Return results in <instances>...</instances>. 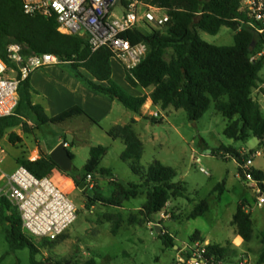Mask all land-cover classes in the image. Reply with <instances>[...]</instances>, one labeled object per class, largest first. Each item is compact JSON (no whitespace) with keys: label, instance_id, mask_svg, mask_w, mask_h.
Wrapping results in <instances>:
<instances>
[{"label":"trees","instance_id":"obj_1","mask_svg":"<svg viewBox=\"0 0 264 264\" xmlns=\"http://www.w3.org/2000/svg\"><path fill=\"white\" fill-rule=\"evenodd\" d=\"M143 1L165 8L171 19L161 30L147 32L135 29L121 34V37L132 45L146 43L148 46L146 58L131 72H126L127 82L133 87L152 88L149 97L154 105L163 110L170 107L184 110L189 121L193 123L202 119L214 105L217 113L229 121L238 117V120L225 130L228 138L244 141L247 133L252 132L260 144L264 145V115L261 105L253 98L254 90L262 83L260 73L264 68V56L252 60L258 46L264 45V35L246 27L241 28L239 21L244 15L241 13L240 0ZM225 27L236 32L233 46L212 45L200 36V32L218 35ZM254 41L256 46L254 51H251L250 47ZM12 43L21 45L25 56L53 54L69 62L76 71L86 70L96 80L88 81L93 90L114 97L126 109L138 116L143 115L142 109L148 96L131 95L113 79L110 49L93 51L87 38L61 34L56 20L26 15L21 0H0V58L5 61H8L7 48ZM169 51H172V54L168 60ZM18 96L15 114L0 119V142L8 136L11 144H17L20 136L15 130L26 120L34 123L35 128L31 129L33 132L45 125L62 124L76 116H85L93 121L80 107H72L53 118L48 117L42 106L32 102L30 78L20 83ZM147 119L153 124L161 123L158 118ZM135 123L133 120L126 126H116L107 134L112 139H121L125 144L126 150L121 158L129 163L132 172L140 178L139 183L119 181L111 170L102 168L101 162L107 155L108 148L101 145L91 149L83 175L66 174L78 187L88 175L93 176L95 186L88 190L94 192V196H88L89 203L93 205L124 208L126 203L145 193L147 200L141 208V215L146 222H153L154 216L166 210L170 200L186 195V188L175 181L178 174L172 167L160 161H155L148 168L140 165L144 145L135 130ZM22 129L28 132L25 127ZM214 154L223 158L235 157L239 164V174L243 175L241 166L244 165L246 156L226 147L215 150ZM71 156L74 159L73 154ZM20 165L40 179L50 175L54 167L60 169L50 155L43 152L41 159L24 160ZM253 174L256 179L264 178L263 171L254 169ZM97 176L111 179L115 187L111 198H104L97 190ZM223 190L222 184L215 188V191L220 193H223ZM3 204L9 205V201L4 197L0 198V208ZM246 206L244 203L238 206L232 225L235 233L241 236L246 244H250L255 240L254 223L251 214L245 211ZM208 211L207 201H202L195 207L191 218L201 217ZM11 221L12 227L7 233L11 248L29 249L32 264H48L37 261L39 249L32 241L33 237L24 233L21 217H15ZM132 221H135V218ZM118 228L119 223L113 227L114 234H117ZM162 230L160 238L167 247L173 248L176 245L174 239L164 228ZM197 239L198 234L191 237V241ZM261 244L263 253L258 264H264V231L261 233ZM209 252L210 256L224 262L234 256L237 250L233 249L230 243L211 244ZM82 264L98 262L91 258Z\"/></svg>","mask_w":264,"mask_h":264},{"label":"rangeland","instance_id":"obj_2","mask_svg":"<svg viewBox=\"0 0 264 264\" xmlns=\"http://www.w3.org/2000/svg\"><path fill=\"white\" fill-rule=\"evenodd\" d=\"M121 10L118 9L119 13ZM167 13L169 14L168 10ZM141 30L151 32L155 29L144 26ZM235 34V31L226 27L215 36L200 32L204 41L216 46H233ZM171 54L172 51H169L168 60ZM261 56H264V45H259L254 54L256 59ZM113 68L117 83L125 88L121 67L113 62ZM260 77L264 80V68ZM262 93L264 87L260 93L254 94L258 103ZM120 106L126 110L123 105ZM142 117L144 121L149 122L150 141L144 140V154L140 165L148 168L155 161H160L172 167L178 174L175 181L186 188V195L170 200L163 211L169 218L162 219L160 213L154 216L153 222H146L141 210L136 209L142 208L145 204L147 200L145 193L138 199L126 203L124 209L105 207L102 204L93 205L88 201V196H94L93 191L88 193L81 191L74 182L65 178L59 171H55L51 178L56 180L65 192L73 190L69 198L77 208V220L56 241L32 238L39 249L37 261L48 264H82L95 258L98 264H176L181 249L191 242V237L195 234H198L199 238L202 235L204 239L213 243L227 244L237 208L242 203L247 205L248 201L254 209L255 235L258 237L248 244L250 247L245 250L244 247L236 249L235 255L225 259L224 264H239L242 259L248 260L247 264H258L263 253L261 233L264 231V204L260 206L257 194L244 179L238 177L239 164L236 158L218 157L214 151L222 147L233 148L242 156H246V160L257 151H261L262 155L254 158V167L264 170V145L260 144L252 132L247 133L244 141L228 138L225 130L238 120V117L229 121L217 113L214 105L197 123L189 121L184 110L174 108L163 111L158 118L160 124H153L146 119L148 118L146 115ZM79 120L85 121V118ZM30 127L35 128L31 125ZM105 127H108V124L103 122L101 125L89 124L86 128L80 129L78 137L82 142L72 134H67L65 127L48 125L36 131L35 139L31 138L30 134L25 133L24 137L19 134L20 141L12 144L13 148L3 140L2 145L7 155L0 156L3 158L0 163L2 170L0 174L11 173L10 169L13 167L16 169L21 161L35 160L33 157L38 151L42 158V152L48 151L54 143L62 139L63 142L68 141L72 145L68 150L75 155L70 175H83V168L90 158L91 149L101 145L108 148V154L102 160L101 167L111 170L119 181L139 183L140 178L132 172L129 163L121 158L126 150L125 144L119 140H112L106 130H103ZM42 148L45 151H42ZM197 159H200V162H197ZM201 168L208 172V175L202 172ZM97 183V190L102 196L111 198L115 189L111 179L97 176ZM219 184L223 186V193L215 191ZM202 201H207L209 211L196 219L191 218L195 207ZM133 218L135 221H132ZM117 223L119 228L117 234H114L113 227ZM157 225L172 236L176 244L173 248L167 247L160 234L155 231ZM239 242L238 239L237 243ZM0 244L1 247L5 244L9 253L6 256L3 254L5 256L3 264H32L30 250L10 251L3 233L0 234Z\"/></svg>","mask_w":264,"mask_h":264},{"label":"built area","instance_id":"obj_3","mask_svg":"<svg viewBox=\"0 0 264 264\" xmlns=\"http://www.w3.org/2000/svg\"><path fill=\"white\" fill-rule=\"evenodd\" d=\"M24 13L29 16H41L54 19L58 31L63 35L85 37L93 51L110 49L112 59L123 65L126 72H131L147 56L146 43L132 45L121 34L128 30L151 26L161 30L171 17L165 8L146 4L143 0H21ZM241 28L255 30L264 35V0H240ZM121 8V13L118 9ZM7 60L0 58V119L15 114L19 102V86L31 73L39 68L69 64L53 54H33L25 56L22 46L12 43L7 48ZM261 55V54H260ZM252 60H257L255 57ZM264 87V86H263ZM159 118V113H152ZM68 146V145H67ZM5 151L0 142V154ZM260 151L248 158L241 166L244 179L257 194L259 204H264V178L256 179L254 158ZM35 160L41 159L37 154ZM200 162V159H197ZM59 171L68 180L73 181L65 172L53 168L50 175L40 179L26 167L18 165L8 176L10 188L1 197H5L18 211L25 234L34 238L51 241L58 239L77 220V208L56 180L53 172ZM201 171L208 175L203 168ZM88 188H94L92 175H88ZM162 219L169 218L161 213ZM209 246L205 241L195 240L186 244L180 251L176 264H224L215 256H210ZM242 259L239 264H247Z\"/></svg>","mask_w":264,"mask_h":264},{"label":"crops","instance_id":"obj_4","mask_svg":"<svg viewBox=\"0 0 264 264\" xmlns=\"http://www.w3.org/2000/svg\"><path fill=\"white\" fill-rule=\"evenodd\" d=\"M113 62H116L121 67L124 73V80H125L124 85H125V88H127V90L124 87L123 88L128 93H130L131 95L137 96V97L148 96L147 103L142 109V114H143L142 116L146 115L148 117H152L151 116L152 113H159V115H162L163 111H170L172 109V107H170L167 110H163L161 107L154 105L153 101L149 97L153 90L152 88L144 89L140 86L139 87L131 86L126 80V70L123 67V65L119 63L118 61L112 59L111 65H112L113 79L115 81H116V78L114 75ZM60 66H64L65 68H59ZM60 66L39 68V69L34 70L31 73L29 78H30V84H31L33 104L42 106V108L44 109V112L50 118H53L72 107H80L86 112V114L93 121H91L89 118L85 116H76L70 120H67L66 122L62 124L48 125V126H55V127L63 126L65 127V132L67 134H72L79 142H82L78 137L79 130L82 128H86L89 124L101 125L103 122H106L108 124V127H105V129L103 130H106V132L108 133L114 127L126 126L134 120L136 121L135 130L140 140L142 141L143 145H144V140L150 141V137L148 136V123H149L148 121H144L142 116H138L126 108H125L126 110H123V108H121L120 106L122 104L116 98L93 90L89 86L88 81L91 80V81L96 82V80L86 70L80 69L79 71H76L70 64H65V65H60ZM263 86H264V80H262V83H260L259 86L254 90L253 92L254 100H256L254 97V94L260 93V90ZM150 89H151V92L148 93ZM259 103L261 105V109L263 113L264 93L261 94ZM160 108L162 110H160ZM129 111L133 113V115ZM81 118L82 119L85 118V121L84 120L80 121L79 119ZM30 125L32 127L35 126L33 122L26 120L25 123L22 126L18 127L15 131L17 132L18 135L20 134L21 137H24V134L26 133V134H30L31 138L35 139L36 131L38 129L34 131L35 133L34 134L31 131L32 128L30 127ZM22 127H25L28 132H25L22 129ZM112 140L122 141L121 139H112ZM4 141H6V143L11 145V147L13 148V145L9 143L8 136L4 138ZM62 142H63L62 139L58 140L56 143H54L53 146H51L48 149V151H45L42 148V151H45L43 153L51 154V152ZM67 145H68V149L72 146L70 143H67ZM125 149H126V146H125ZM69 152L73 154L74 159H75L74 153H72L71 151ZM1 155H7V154H5V151H4L3 153L0 154V156ZM38 155L41 158L39 151H38ZM261 155H262V152L260 151V155L256 157H259ZM2 161H3V158H0V163H2ZM14 169L15 167L10 169L11 173L13 172L12 170ZM254 169L264 172V170L260 168L254 167ZM11 173L3 172L0 174V194L2 193L4 194L6 191L9 190L10 182H9L8 176ZM0 198L2 197L0 196ZM124 208H119V209H124ZM136 209L141 210V208L139 207H137ZM245 211L250 213L252 216V220L254 223V233H255V217H254L255 213H254L253 207L250 205L248 201H247V206L245 207ZM15 217H20L17 209L10 203L9 205L3 204L2 208H0V234L1 233L5 234L6 240H7V233L11 230V227H12L11 219H14ZM257 237L258 236L255 235V239ZM238 239L240 240L239 243H237ZM197 240L205 241L210 245L217 244L207 239H204L202 235ZM226 242L227 244L230 243L232 248L235 250L236 249L239 250L242 247H244V250H245L247 247H250V245L244 242L241 236L235 233L234 226H232L230 236ZM7 243H8V240H7ZM221 245H226V243L221 244ZM176 248L177 247H175V249ZM8 249L10 251H18V250L12 249L10 244H9ZM3 254H5L6 256L9 253L7 252L5 244H3V247H1V244H0V264H3L5 261V256Z\"/></svg>","mask_w":264,"mask_h":264},{"label":"water","instance_id":"obj_5","mask_svg":"<svg viewBox=\"0 0 264 264\" xmlns=\"http://www.w3.org/2000/svg\"><path fill=\"white\" fill-rule=\"evenodd\" d=\"M256 46V41L253 42L250 47L251 51H254ZM50 157L56 163V165L65 173H69L73 169V158L68 150L66 143L59 144L50 154ZM81 191L88 192L89 188L87 186L86 180L82 181L78 187ZM155 231L162 235L163 230L160 225L155 226Z\"/></svg>","mask_w":264,"mask_h":264}]
</instances>
